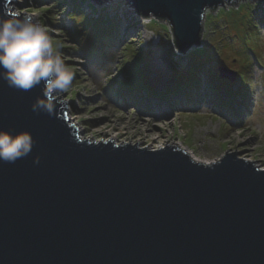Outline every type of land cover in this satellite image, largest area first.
I'll list each match as a JSON object with an SVG mask.
<instances>
[{
    "label": "water",
    "instance_id": "1",
    "mask_svg": "<svg viewBox=\"0 0 264 264\" xmlns=\"http://www.w3.org/2000/svg\"><path fill=\"white\" fill-rule=\"evenodd\" d=\"M12 1L0 0V16ZM240 1L125 0L165 23L182 55L202 47L207 11ZM218 77L237 79L224 67ZM42 87L0 80V130L33 139L28 156L0 162V264H264V170L239 152L204 164L178 144L81 141L66 101L32 111Z\"/></svg>",
    "mask_w": 264,
    "mask_h": 264
},
{
    "label": "rangeland",
    "instance_id": "2",
    "mask_svg": "<svg viewBox=\"0 0 264 264\" xmlns=\"http://www.w3.org/2000/svg\"><path fill=\"white\" fill-rule=\"evenodd\" d=\"M15 1L9 6L11 12L32 15L63 45L61 51L75 76L69 92L58 100L68 104L69 123L78 128L81 141L107 143L109 139H103L106 134L119 135L120 139L114 142L118 146L138 142L141 149L159 150L173 143L184 152L189 149L204 164L219 161L226 152H239V158L264 170L261 1H240L237 9L226 6L229 10L221 7L216 14L206 12L201 45L206 49L216 37L224 39L228 47L217 63H203L212 73L201 71L200 76L189 66L193 62L201 64L199 60H206L211 49L200 52L195 47L186 55L178 53L169 27L155 18L141 19L125 0H111L103 6L92 0ZM74 4H81V13L73 12ZM171 50L177 58H172ZM221 67L237 77L234 83L228 82L230 88L224 86L221 90L223 98L232 102L236 98L232 115L227 108L222 111L214 107L210 101L213 95L207 94L208 75L215 85L214 74L218 77ZM179 76L189 82L191 103L184 96L175 98L169 94ZM148 84L158 96L170 95V100L157 96L144 98L141 103L147 104L148 111L142 106L120 110L125 107L124 99H118L120 94L133 88L143 89ZM217 85L223 86L220 82ZM169 101L176 103L172 110ZM163 141L167 143L159 146Z\"/></svg>",
    "mask_w": 264,
    "mask_h": 264
},
{
    "label": "clouds",
    "instance_id": "3",
    "mask_svg": "<svg viewBox=\"0 0 264 264\" xmlns=\"http://www.w3.org/2000/svg\"><path fill=\"white\" fill-rule=\"evenodd\" d=\"M62 47L32 15L12 12L0 16V80L22 91L42 85V97L32 105L33 112L52 115L56 101L72 86L75 73L66 63ZM32 147L30 133L0 130V162L14 164L28 156ZM33 162L39 164V159Z\"/></svg>",
    "mask_w": 264,
    "mask_h": 264
},
{
    "label": "trees",
    "instance_id": "4",
    "mask_svg": "<svg viewBox=\"0 0 264 264\" xmlns=\"http://www.w3.org/2000/svg\"><path fill=\"white\" fill-rule=\"evenodd\" d=\"M80 5L81 4L72 5L73 12L78 11L79 13H81L82 7ZM239 11L240 10H238L237 12H239ZM254 12H256V10H254ZM253 15H254V13H253ZM263 15H264V10H263ZM95 21L100 22L99 24H101V25L107 24L106 21H103V22L98 21V20H95ZM260 21H261V24L264 25V17H262L260 19ZM213 29H215V27H213ZM75 32H76V29L74 26V30L72 31V33L74 34ZM224 42H225L224 39L214 37V40L211 43H209V45H208L209 47H206V49L204 46L198 48L197 51H200V52L201 51L203 52V51L207 50L208 48L211 49V51L209 52V54H207L206 60H202V61L199 60L200 63L202 62L201 64H199L197 62H193L189 66L190 70L195 72L198 76H200L201 71L210 72L211 70H210V68H208V65L205 66V65H203V63H210L212 61L213 62L216 61V63H217L218 62L217 60H219L223 57V53L228 47L227 44L226 45L224 44ZM226 43H228V42H226ZM173 45H174V47L176 46L174 38H173ZM172 50H171V53L173 54L172 58H177V57H175L174 51L172 52ZM183 60H185V59H183ZM208 60H209V62H206ZM211 73H212V71H211ZM240 75H241V73H240ZM240 75H239V77H240ZM211 77L208 75L209 89L207 91V94L211 93L213 95L212 96L213 98L210 97L211 104H213L214 107L219 108L222 111L224 109L226 110V108H227L228 112L232 115L233 112L231 109L233 108V105L236 102V98L232 102L229 99L223 98L221 95V90L224 88V86L227 88H230V86H232V85L229 84L227 81L220 80L216 74H214L213 79H214L215 85H213L211 83L212 82ZM176 80H177L176 81L177 85L174 87L173 91H171L169 94H171V96H174L175 98L180 97V96H184V98H187L189 100V102H191V100H190V98H191L190 92L191 91L189 90V87H188V85H189L188 80L187 79L184 80V78L182 76H179ZM239 81L240 80H238L237 82L239 83ZM219 82L222 83L223 86H218L217 83H219ZM123 93H125V94H120V97H122V99H124L125 104H129V105L132 104L133 106H136L137 108H140L139 106H142V109L143 110L145 109L146 111H148L150 108L147 107V104H145L144 102L141 103L142 100L145 101V99L148 100L150 97L154 98L155 96H157L158 98L161 97L162 100H167V99L170 100V97H169L170 95L162 94L161 96L160 95L158 96L157 94H155L153 91V88L151 86H149V84L147 87L145 86L143 89L133 88L129 91H124ZM131 101H133V102H131ZM159 101H160V99H159ZM192 103H195V101L192 100ZM175 104L176 103H174V102L169 103L170 110L174 109L173 106Z\"/></svg>",
    "mask_w": 264,
    "mask_h": 264
},
{
    "label": "bare ground",
    "instance_id": "5",
    "mask_svg": "<svg viewBox=\"0 0 264 264\" xmlns=\"http://www.w3.org/2000/svg\"><path fill=\"white\" fill-rule=\"evenodd\" d=\"M11 4H14V2L12 1V3ZM141 19H143V18H141ZM175 85V84H174ZM176 86V85H175ZM73 100V99H72ZM70 102H73V101H70ZM74 103V102H73ZM68 105V104H67ZM125 107L127 108V109H130L131 107L129 106V105H125ZM174 108V107H173ZM79 110H81V108L79 109ZM120 110H122V111H126L125 109H120ZM82 111V110H81ZM68 114H69V110H68V112H67V116H68ZM109 139V140H111V141H113L114 140V142L115 141H117L118 139H120V137H119V135H114V136H110V137H108V136H106V134H105V137L103 138V139ZM99 139H102V137H99ZM166 143H167V141H165ZM165 142L163 141V142H161V143H158V145L159 146H163L164 144H165ZM170 145H173L174 146V144L173 143H170ZM185 152H187L189 155H191L193 158H195V159H197L196 158V156L194 155V153L193 152H190V150L188 149H185ZM231 154V153H230ZM241 159V158H240ZM198 160H200V159H197V161ZM199 162V161H198Z\"/></svg>",
    "mask_w": 264,
    "mask_h": 264
},
{
    "label": "built area",
    "instance_id": "6",
    "mask_svg": "<svg viewBox=\"0 0 264 264\" xmlns=\"http://www.w3.org/2000/svg\"><path fill=\"white\" fill-rule=\"evenodd\" d=\"M229 10V9H228Z\"/></svg>",
    "mask_w": 264,
    "mask_h": 264
}]
</instances>
